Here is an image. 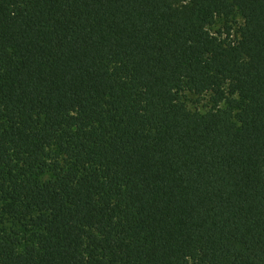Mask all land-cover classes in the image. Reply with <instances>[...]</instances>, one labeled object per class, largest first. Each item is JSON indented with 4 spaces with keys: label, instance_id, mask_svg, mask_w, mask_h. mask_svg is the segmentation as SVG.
Returning <instances> with one entry per match:
<instances>
[{
    "label": "trees",
    "instance_id": "obj_1",
    "mask_svg": "<svg viewBox=\"0 0 264 264\" xmlns=\"http://www.w3.org/2000/svg\"><path fill=\"white\" fill-rule=\"evenodd\" d=\"M0 264H264V0H0Z\"/></svg>",
    "mask_w": 264,
    "mask_h": 264
},
{
    "label": "rangeland",
    "instance_id": "obj_2",
    "mask_svg": "<svg viewBox=\"0 0 264 264\" xmlns=\"http://www.w3.org/2000/svg\"><path fill=\"white\" fill-rule=\"evenodd\" d=\"M222 25L223 22L219 20L216 25L211 29V32L216 33L222 28ZM184 100L188 105L189 109H191L192 111H197L201 113H205L208 111V98L199 99L198 97H195L193 95H187Z\"/></svg>",
    "mask_w": 264,
    "mask_h": 264
}]
</instances>
